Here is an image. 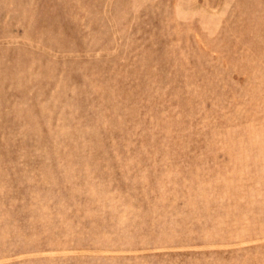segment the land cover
<instances>
[{"label":"rangeland","instance_id":"374dc122","mask_svg":"<svg viewBox=\"0 0 264 264\" xmlns=\"http://www.w3.org/2000/svg\"><path fill=\"white\" fill-rule=\"evenodd\" d=\"M0 264H264V0H0Z\"/></svg>","mask_w":264,"mask_h":264}]
</instances>
